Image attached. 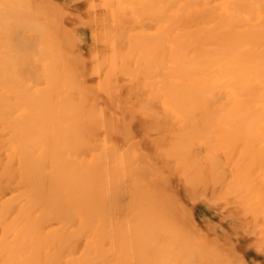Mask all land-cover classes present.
<instances>
[{
	"label": "bare ground",
	"instance_id": "6f19581e",
	"mask_svg": "<svg viewBox=\"0 0 264 264\" xmlns=\"http://www.w3.org/2000/svg\"><path fill=\"white\" fill-rule=\"evenodd\" d=\"M0 264H264V0H0Z\"/></svg>",
	"mask_w": 264,
	"mask_h": 264
}]
</instances>
